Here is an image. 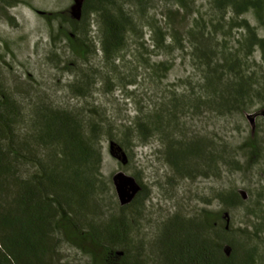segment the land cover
Here are the masks:
<instances>
[{
	"label": "trees",
	"instance_id": "1",
	"mask_svg": "<svg viewBox=\"0 0 264 264\" xmlns=\"http://www.w3.org/2000/svg\"><path fill=\"white\" fill-rule=\"evenodd\" d=\"M173 1L177 10L169 11L170 22L164 18V24L150 15L144 0L137 1L138 17L117 0H85L80 22L65 18L63 13L50 14L48 19L59 21L54 39L66 36L77 59L87 62L101 54L114 69L128 48L131 32L142 35V22L151 28L154 48L173 50L189 41L200 81L186 85L182 95H177L174 88L168 105L149 113L140 109L133 121L121 126L120 144L127 150L134 141L144 144L160 133L166 141V161L181 177L195 178L202 174L208 178L209 169L219 160L241 169V161H227L213 152L205 139L177 138L173 129L179 127V113L197 114L207 109L227 116L245 112L254 96L261 97L264 93V83L249 64L250 57L259 50L264 68V37L247 20L232 18L227 29L223 23L227 11L237 18L254 12L264 28V0H212L222 14L221 20L209 29L204 20L196 19L184 41L170 23L174 21L172 14L190 15L193 0ZM91 12L98 19V39L89 21ZM69 23L79 26L80 33L67 35L64 24ZM235 29H243L246 35L234 49L226 39H219L218 34L228 35ZM141 45L148 51L143 40ZM53 56L59 57L57 53ZM149 60V57L144 59L157 77L166 76L172 66L169 61L150 64ZM82 74L71 88L76 95L87 99L95 84V74ZM106 78L112 89L111 76L107 74ZM24 109L21 97L8 93L0 82V264H52L62 242L88 256V264H256L252 251L239 258L232 243L234 251L230 257L225 255L222 231L216 230L215 213L208 210H203L197 218L176 215L168 221L157 243L156 260L142 251L132 253L131 227L124 212L132 207H138L140 212L147 190L144 187L131 205L120 208L119 214H107L102 197L107 187L102 175V138L105 133L111 134L115 125L105 111L93 107L88 114L84 108L68 110L42 101L35 104L33 116L26 119ZM239 149L247 165L262 157L254 138ZM204 163L209 169L199 170ZM217 196L228 209L239 203L238 195L233 192ZM229 231L225 228L223 232ZM114 255L120 256L118 261L113 260Z\"/></svg>",
	"mask_w": 264,
	"mask_h": 264
},
{
	"label": "rangeland",
	"instance_id": "2",
	"mask_svg": "<svg viewBox=\"0 0 264 264\" xmlns=\"http://www.w3.org/2000/svg\"><path fill=\"white\" fill-rule=\"evenodd\" d=\"M24 1L13 10L15 25L7 24L4 17L0 18V82H3L8 93L17 98L21 97L24 101L26 119L33 116L35 104L42 101L68 110L84 108L88 114L93 111V107L105 111L108 119L115 125L111 134L105 133L102 138V175L107 184L102 197L107 205V214L121 212L112 183V176L116 172L124 171L128 175L138 176L140 181L137 177L136 179L147 190L140 212L138 207L124 212L131 227L129 248L132 253L138 254L142 251L151 260H156L157 243L168 221L176 215L197 218L203 210H208L215 213L213 222L216 230L222 231V247L234 244L239 258H243L247 251H252L256 264H264V226L260 227V223L264 222V119L257 120L256 133L252 137L251 127L245 118L246 112L264 108V93L261 97L253 95L254 98L245 112H234L227 116L207 109L197 114L191 111L179 113V127L173 129L177 138L205 139L211 144L213 152L222 155L229 162L241 161L242 168L236 169L233 164L219 160L210 169L206 163L199 168L202 171L209 169L208 178L202 174L195 178L178 176L166 161V141L163 135L157 132L144 144L134 141L131 148L126 150L120 144V128L133 121L140 109L149 113L157 107L168 105L174 88L177 89V95H182L186 91V85L200 81V71L196 68L191 54V43L185 40L184 47L176 45L173 50L154 48L151 28L142 22V35L131 32L128 48L120 62L117 61L116 69L104 61L101 54L84 62L73 55L70 50L71 43L66 36L61 35L54 39L60 23L58 20L51 22L48 19L53 13H63L65 18H71L73 0ZM117 1L138 17V0ZM144 1L148 3L150 15H155L162 24L164 18L170 22V10H177L173 0ZM24 3H29L30 6ZM115 8L114 6L112 9ZM38 11L45 14H39ZM230 12L227 11L223 19L226 29L232 18L237 21L247 20L249 24L257 27L259 36L264 37V28L259 25L254 12L240 18ZM221 17L222 14L214 7L212 0H193L192 13L187 16L181 12L172 14L174 21L170 24L175 25L184 41L196 19L204 20L211 29ZM89 21L93 25V35L98 39V19L93 12ZM64 26L67 35L80 33L77 25L69 23ZM245 35L243 29H235L228 35L218 34L219 39H226L228 46L234 49L239 47ZM171 37L172 35L167 43H170ZM142 40L148 51L141 45ZM56 53L58 58L53 56ZM145 57L150 58V64L169 61L172 66L166 76L157 77L154 69L144 61ZM261 63V52L256 50L250 57L249 64L256 71L261 83H264V68ZM82 73L95 74V84L87 99L76 95L71 88L74 82L83 77ZM107 74L114 83L112 89L108 85ZM250 138H254L260 146L262 157L255 164L247 165L239 147ZM112 141L126 151L129 157L126 166H122L111 155ZM240 190L248 193L247 200L241 198ZM222 192L237 194L239 203L228 209L218 199L217 195ZM226 212L230 215L229 233L223 232L226 228L223 217ZM231 247L233 252L234 247ZM119 258L120 256L114 255L113 260L118 261ZM89 260L78 248L62 242L58 252L54 253L52 264H88Z\"/></svg>",
	"mask_w": 264,
	"mask_h": 264
},
{
	"label": "water",
	"instance_id": "3",
	"mask_svg": "<svg viewBox=\"0 0 264 264\" xmlns=\"http://www.w3.org/2000/svg\"><path fill=\"white\" fill-rule=\"evenodd\" d=\"M85 0H74L73 5L70 9L71 18L77 22L81 21L83 18ZM39 14H45L43 11H39ZM264 118V108L259 109L255 112H246L245 118L251 127V135L255 136L257 129L258 118ZM110 153L116 158L122 166H126L129 163V157L126 151L118 145L116 142L112 141L110 143ZM112 183L115 189V193L118 199L119 206L124 208L131 205L138 195L144 190L143 185L136 179V177L126 174L124 171H118L112 176ZM239 194L243 200L248 199V193L245 190H240ZM224 219L226 220V229L230 227V215L228 212L224 214ZM232 247L230 245H225L223 247V252L227 257L232 254Z\"/></svg>",
	"mask_w": 264,
	"mask_h": 264
},
{
	"label": "flooded vegetation",
	"instance_id": "4",
	"mask_svg": "<svg viewBox=\"0 0 264 264\" xmlns=\"http://www.w3.org/2000/svg\"><path fill=\"white\" fill-rule=\"evenodd\" d=\"M23 2L25 1L24 0H0V18L4 17L6 19L7 24L15 25L16 19L14 17L13 10H15L18 7V5L23 4ZM24 4L27 6H30L29 3H24ZM261 118L263 117L258 118V120Z\"/></svg>",
	"mask_w": 264,
	"mask_h": 264
}]
</instances>
